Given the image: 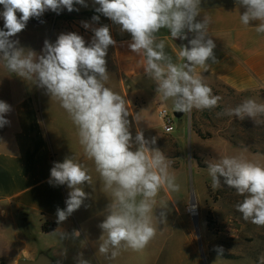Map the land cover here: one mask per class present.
<instances>
[{
    "label": "clouds",
    "instance_id": "clouds-1",
    "mask_svg": "<svg viewBox=\"0 0 264 264\" xmlns=\"http://www.w3.org/2000/svg\"><path fill=\"white\" fill-rule=\"evenodd\" d=\"M95 12L102 14L119 27L121 33L130 34L128 48L145 57L144 72L156 84V93L163 101H172L175 111L191 112L211 110L218 106L221 97L196 69L205 71L208 61L216 63L214 41L206 39L209 20L200 14L201 0H93ZM246 10L240 22L247 26L259 21L258 34H264V0H237ZM4 26L0 30V60L11 73L26 80L35 79L51 99L59 102L77 129V136L85 157L92 161L103 183L104 192L111 196L107 215L99 224L102 230L99 252L115 259L120 249H143L155 236L151 222L155 197L162 187L179 191L176 177L169 171L170 161L158 149H150L143 131L135 137L130 130L126 100L105 86L109 79L107 55L117 41L108 25L93 28L90 42L75 33H62L55 43L44 41L41 55L31 49L19 47L11 37L25 29L30 18H39L45 11L59 14L62 10L79 11L74 5L87 7L85 0H0ZM19 13V15H18ZM100 16L94 15L93 21ZM84 28H89L83 22ZM168 29L172 39H188L186 31L194 33L189 46H180L179 63L165 53V41L157 33ZM11 108L0 100V127L9 121L5 118ZM220 115L245 117L255 122L264 116V103L245 99L235 108L225 109ZM155 143V138L152 139ZM212 188L223 184L244 197L236 210L245 221L264 227V165L242 156H222L206 161ZM50 184L67 185L70 189L66 208L57 209V223H62L83 204L88 193L82 187L92 183L89 169L72 157L55 162L50 169ZM73 235L78 237L79 231ZM79 264H88L79 260ZM264 264V255L258 258Z\"/></svg>",
    "mask_w": 264,
    "mask_h": 264
},
{
    "label": "crops",
    "instance_id": "crops-1",
    "mask_svg": "<svg viewBox=\"0 0 264 264\" xmlns=\"http://www.w3.org/2000/svg\"><path fill=\"white\" fill-rule=\"evenodd\" d=\"M90 3L93 5L87 9L74 5L79 9L76 12L98 7L93 0ZM245 10L237 0H201L196 22L208 18L206 39H212L216 45L213 51L217 62L209 60L208 70L198 67L196 73L211 88L218 84L234 93L264 91V34L255 30L259 21L247 26L240 22ZM48 11L51 10L43 14ZM96 15L100 16L99 21L74 16L70 24L81 29L80 35L86 42L91 41L93 28L109 26L117 44L108 49L109 79L105 86L125 98L133 137L137 130L143 131L151 149L152 139L163 134L160 124H156L157 120L160 122L157 114L161 99L155 82L144 72L145 57L128 48L130 34L121 33L107 17L102 19L100 14ZM31 22L32 28H40L36 26L41 23ZM83 22L90 27L84 28ZM185 31L188 37L185 40L172 39L168 29L157 33L158 40L165 41V53L174 63L181 62L179 47H190L189 40L195 35ZM14 88L8 96L6 92L0 94V100L11 108L5 116L9 123L0 127V264L31 260L38 253L46 254L55 264H79L81 259L88 264H112L117 257L111 259L110 253L106 257L99 252L102 235L99 224L107 215L111 196L104 192L93 162L85 157L75 125L59 102L51 99L35 81L24 84L16 79ZM66 157L84 164L92 183L82 186L88 193L82 206L58 224L57 209L66 208L70 189L67 185L50 184V169ZM166 198L165 187H162L155 203ZM155 213L159 222H152V215L151 222L156 233L143 248L145 256L141 264H200L199 255L201 251L204 254L205 249L203 244L199 249L190 226L160 222V211ZM43 221L54 223V230L42 232ZM74 231H79L80 235L74 236ZM209 258L213 260L205 257L207 264Z\"/></svg>",
    "mask_w": 264,
    "mask_h": 264
},
{
    "label": "rangeland",
    "instance_id": "rangeland-1",
    "mask_svg": "<svg viewBox=\"0 0 264 264\" xmlns=\"http://www.w3.org/2000/svg\"><path fill=\"white\" fill-rule=\"evenodd\" d=\"M85 3L87 7L92 4L90 0H85ZM2 11L3 6L0 5V12ZM77 13L68 12L67 9L59 14L48 11L39 18H30L25 29L10 39L18 40V46L26 51L31 49L41 55L45 40L55 43L60 34L69 32L80 35L81 29L70 24V20ZM100 15L102 19L106 18ZM46 17L50 18L36 26L40 28H32L34 25L29 24L30 21ZM3 26V18L0 17V30ZM106 59L108 64L109 60L107 57ZM16 79L22 80L24 84L26 81H35L9 72L4 67L3 60H0V94L6 92L8 96L15 89ZM212 90L214 95L221 97L217 107L211 110L193 108L191 112H183V118L173 119L171 134H161L155 138V143L151 142V149L160 150L170 161L169 171L175 175L176 183L180 185L179 191H171L165 187L167 198L155 203L151 213L152 222H159L155 213L159 210L162 215L160 222L189 225L191 233L199 243V249L201 244L205 249L204 254L200 252V264H207L205 257L208 256L213 258H209V264H258V258L264 255V227L243 219L242 214L236 210V204L242 202L244 197L224 185L223 178L220 188H212L205 162L228 155L242 156L264 165V116H258L257 123L250 117L240 120L234 115H217L225 109L235 108L248 98L264 103V91L234 93L218 84ZM159 106L169 114L175 111L171 100H161ZM158 123L160 124L157 120L156 124ZM191 197L197 208L196 219H191L186 213ZM121 250L117 261L112 264H141L145 256L143 249Z\"/></svg>",
    "mask_w": 264,
    "mask_h": 264
},
{
    "label": "built area",
    "instance_id": "built-area-1",
    "mask_svg": "<svg viewBox=\"0 0 264 264\" xmlns=\"http://www.w3.org/2000/svg\"><path fill=\"white\" fill-rule=\"evenodd\" d=\"M158 119L160 121V129L163 134H171L173 131V113L169 114L164 108L158 110ZM186 213L191 219H196L197 208L195 203H188L186 206Z\"/></svg>",
    "mask_w": 264,
    "mask_h": 264
},
{
    "label": "water",
    "instance_id": "water-1",
    "mask_svg": "<svg viewBox=\"0 0 264 264\" xmlns=\"http://www.w3.org/2000/svg\"><path fill=\"white\" fill-rule=\"evenodd\" d=\"M49 18L50 17H46V18H43V19H40V20L32 21L31 23L40 24V23L46 21ZM173 115H174L175 118L178 119V118H180L183 115V112L174 111ZM189 202L190 203H194V199L191 197ZM194 225H196V220H194ZM15 264H55V263L46 254L38 253L34 259H31V260L20 259Z\"/></svg>",
    "mask_w": 264,
    "mask_h": 264
},
{
    "label": "trees",
    "instance_id": "trees-1",
    "mask_svg": "<svg viewBox=\"0 0 264 264\" xmlns=\"http://www.w3.org/2000/svg\"><path fill=\"white\" fill-rule=\"evenodd\" d=\"M77 16H82V17H93L95 14V10H90V11H81L76 14ZM55 228V224L48 222V221H43L41 224V230L44 233L52 232Z\"/></svg>",
    "mask_w": 264,
    "mask_h": 264
}]
</instances>
